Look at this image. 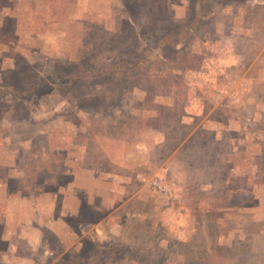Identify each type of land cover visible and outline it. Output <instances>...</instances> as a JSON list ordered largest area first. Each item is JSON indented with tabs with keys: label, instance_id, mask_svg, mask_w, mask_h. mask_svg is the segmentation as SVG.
<instances>
[{
	"label": "rangeland",
	"instance_id": "obj_1",
	"mask_svg": "<svg viewBox=\"0 0 264 264\" xmlns=\"http://www.w3.org/2000/svg\"><path fill=\"white\" fill-rule=\"evenodd\" d=\"M0 264H264V0H0Z\"/></svg>",
	"mask_w": 264,
	"mask_h": 264
},
{
	"label": "trees",
	"instance_id": "obj_2",
	"mask_svg": "<svg viewBox=\"0 0 264 264\" xmlns=\"http://www.w3.org/2000/svg\"><path fill=\"white\" fill-rule=\"evenodd\" d=\"M195 10H196V7H194V9L192 10L193 11V14H192V16L195 18ZM118 63V62H117ZM116 63V64H117ZM116 64H111L110 65V68H111V66H114V65H116ZM118 64H121V63H118ZM78 75V74H77ZM54 78H55V76H54ZM20 89V88H19ZM25 95V94H24ZM33 95V93H31L30 95H27V96H32ZM18 96H23L22 94L21 95H18ZM83 99V98H82Z\"/></svg>",
	"mask_w": 264,
	"mask_h": 264
}]
</instances>
